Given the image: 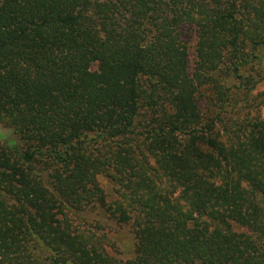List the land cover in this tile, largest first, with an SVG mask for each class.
I'll return each instance as SVG.
<instances>
[{"label": "trees", "instance_id": "16d2710c", "mask_svg": "<svg viewBox=\"0 0 264 264\" xmlns=\"http://www.w3.org/2000/svg\"><path fill=\"white\" fill-rule=\"evenodd\" d=\"M253 69L264 0H0V264H264Z\"/></svg>", "mask_w": 264, "mask_h": 264}, {"label": "rangeland", "instance_id": "374dc122", "mask_svg": "<svg viewBox=\"0 0 264 264\" xmlns=\"http://www.w3.org/2000/svg\"><path fill=\"white\" fill-rule=\"evenodd\" d=\"M192 48L194 50L195 45H193ZM191 60V65L194 66L193 57H191ZM247 72L249 71H243V76L247 77ZM253 72H255L254 76L256 77L253 83H250L247 80H244V82L238 81L234 78L228 80L226 84V88L229 90L226 97L228 101L225 105L230 110L233 107L238 108L241 113H237V115L242 119L248 118L252 121H259L264 120V71L262 69H253ZM202 94L204 95L201 96L203 108L204 105H206V102L209 101V92L203 90ZM213 107L215 108L214 105ZM213 111H216V109H213ZM239 121L243 122L242 120ZM9 135L11 134H5L2 132V130H0V141H5L4 137H8ZM9 144L14 145L13 142ZM99 181L108 194H115L114 187L105 177H99ZM93 218L98 219L97 213H94ZM80 220L77 221L79 224L82 223V221ZM106 224L111 227L108 228L112 230L110 235L119 245L117 246V248L121 253V258L128 259L133 257L135 240L130 226L124 224H122L121 226H117L116 224H112L111 222H107Z\"/></svg>", "mask_w": 264, "mask_h": 264}]
</instances>
